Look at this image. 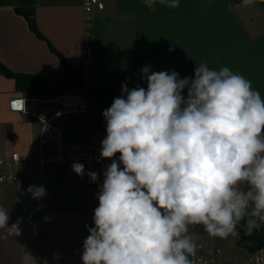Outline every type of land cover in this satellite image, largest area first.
Masks as SVG:
<instances>
[{"label":"crops","instance_id":"0c3cea01","mask_svg":"<svg viewBox=\"0 0 264 264\" xmlns=\"http://www.w3.org/2000/svg\"><path fill=\"white\" fill-rule=\"evenodd\" d=\"M17 8L34 11L44 39L36 36ZM91 15L94 60L92 71L86 75L83 0H0V62L15 73L36 75L51 83L66 77L60 57L84 73L87 89L73 93L91 101L100 139L99 184L111 163L100 159V150L106 135L102 112L112 103L95 93L108 91L118 97L124 82L129 89L137 85L146 88V81L140 78L144 66H151L152 71H176L180 78L194 77L195 67L201 63L215 70L226 66L250 80L264 98L261 0L247 7L242 0H180L179 8L157 4L155 11L142 0H100ZM17 98L49 99L27 96L17 90L14 79L0 74V152H18L34 162L43 123L14 110L12 101ZM57 107L35 105L46 120L56 114ZM51 125L62 133L67 150L86 140L83 115L61 113ZM47 149L51 154L57 151L51 130L47 133ZM30 185L44 186L46 195L32 199L26 191ZM98 191V186L95 192L89 191L86 175L77 176L58 165L39 172L34 163L19 183L0 186V205L10 212L9 225L22 218L21 235L15 237L0 230V264H82L83 241L89 234L85 225L94 226ZM191 236L194 242L202 243L197 235ZM211 239L207 238L210 243L206 244L218 246ZM252 254L244 248L234 252L222 249L217 264H247ZM56 255L58 259H54Z\"/></svg>","mask_w":264,"mask_h":264},{"label":"clouds","instance_id":"9594fccd","mask_svg":"<svg viewBox=\"0 0 264 264\" xmlns=\"http://www.w3.org/2000/svg\"><path fill=\"white\" fill-rule=\"evenodd\" d=\"M256 2L242 0L245 7ZM142 3L150 11L157 4L180 7V0ZM140 78L146 88L122 83L121 95L102 112L100 159L111 163L97 185L94 226L85 225L82 264H193L197 245L190 226L220 239L237 236L238 229L250 236L264 226L260 91L229 67L215 70L207 63L184 78L144 66ZM12 106L20 108L17 101ZM71 167L98 181L82 163ZM26 191L35 200L46 195L42 185ZM9 220L0 205V230L21 235L22 218Z\"/></svg>","mask_w":264,"mask_h":264},{"label":"built area","instance_id":"2783aa9c","mask_svg":"<svg viewBox=\"0 0 264 264\" xmlns=\"http://www.w3.org/2000/svg\"><path fill=\"white\" fill-rule=\"evenodd\" d=\"M100 4V0H83L85 10V67L84 72L88 75L92 71L94 60V49L92 44L91 11ZM82 99L83 103L78 100ZM36 104H43L48 107H57V112L51 118L46 120L44 116L35 108ZM22 112L25 115L34 117L43 123L38 137L37 158L33 160L18 152L4 154L0 152V186L6 184H17L21 181L24 172H26L34 163L36 170L45 172L54 165L63 166L69 171L72 170L74 162L82 163L85 166V173L91 171L98 173V181L92 182L86 175V180L91 193L95 192L101 179V170L98 164V151L100 148L99 131L94 123L91 101L77 93L62 95L56 99L45 100L40 98H23ZM61 113H70L83 115L86 124V140L82 144L74 145L68 150L62 142V133L51 125L54 117ZM51 130L56 136L57 151L55 154L48 153L47 133ZM74 172V171H73ZM195 228L194 226H190ZM197 245L196 255L190 257L193 264H217L218 257L222 254V248L219 246L205 245L195 242ZM247 264H264V247L252 254Z\"/></svg>","mask_w":264,"mask_h":264},{"label":"trees","instance_id":"16d2710c","mask_svg":"<svg viewBox=\"0 0 264 264\" xmlns=\"http://www.w3.org/2000/svg\"><path fill=\"white\" fill-rule=\"evenodd\" d=\"M17 13L25 17L31 30L39 39H44L37 28L35 13L32 9L17 8ZM49 46L51 51L58 54L51 45ZM60 59L61 64L66 71V77L58 82L51 83L36 75L15 73L5 67L1 62L0 74L14 79L17 90L26 94L27 96L42 97L49 100L56 99L65 94L87 89L84 73L81 70H77L69 66L62 57H60ZM95 95L107 98L111 101V103L113 102L114 98H116L114 93L108 91L95 93ZM194 227L196 229L200 228L201 226ZM238 232L240 235L238 242L239 246L248 250L250 253H255L264 247V226H262L250 236L245 235L241 229H238Z\"/></svg>","mask_w":264,"mask_h":264},{"label":"rangeland","instance_id":"374dc122","mask_svg":"<svg viewBox=\"0 0 264 264\" xmlns=\"http://www.w3.org/2000/svg\"><path fill=\"white\" fill-rule=\"evenodd\" d=\"M190 234L197 235L200 238V241L205 245H207L206 243H210V241H207L206 239L212 238L213 240H216L215 243L218 246H220L223 250H226L228 252H234L236 248H242L238 244L239 239H240L239 234L237 236H229L227 239L213 238V237H210L206 233V231H204L203 226H201L200 228H196V229L195 228L193 229L190 227Z\"/></svg>","mask_w":264,"mask_h":264},{"label":"water","instance_id":"95a60500","mask_svg":"<svg viewBox=\"0 0 264 264\" xmlns=\"http://www.w3.org/2000/svg\"><path fill=\"white\" fill-rule=\"evenodd\" d=\"M13 101H17V102L20 104V108H18V109H14L13 106H12V108H13L14 110L21 111V110L23 109V98H17V99H14ZM13 101H12V105H13ZM78 102H79L80 104L83 103L82 99H79Z\"/></svg>","mask_w":264,"mask_h":264}]
</instances>
